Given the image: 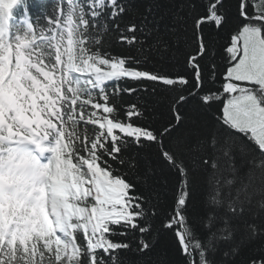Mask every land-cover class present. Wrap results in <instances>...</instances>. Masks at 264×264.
<instances>
[{
	"label": "snow or ice",
	"instance_id": "6c2138e0",
	"mask_svg": "<svg viewBox=\"0 0 264 264\" xmlns=\"http://www.w3.org/2000/svg\"><path fill=\"white\" fill-rule=\"evenodd\" d=\"M169 4L0 0V264H264V0Z\"/></svg>",
	"mask_w": 264,
	"mask_h": 264
},
{
	"label": "trees",
	"instance_id": "16d2710c",
	"mask_svg": "<svg viewBox=\"0 0 264 264\" xmlns=\"http://www.w3.org/2000/svg\"><path fill=\"white\" fill-rule=\"evenodd\" d=\"M160 7L159 9L156 11V18L159 20V29H160V34L164 35L165 34V29L167 26L170 25L171 20H170V16L167 14L168 9L170 7L169 4V0H158ZM35 11V9H34ZM166 38H168L166 36ZM110 39V37H109ZM223 41H221L222 43ZM110 51L113 54H121V55H127L129 53V49L127 47H122L120 45H113L110 49ZM217 62L219 63V58H217ZM149 68H152V70H155L157 67H159V65H148ZM176 69H173V71H175ZM130 82L125 83V82H121V87H126L128 86ZM139 94H135L132 96H129L127 94H124L122 96L119 97V100L123 103V104H131V103H135L137 102V96ZM121 115H123V113H121ZM137 123H143V121H136ZM91 127V126H90ZM148 159L152 160L153 166H155V160L152 158L151 154H148ZM146 166V161L142 160L141 161V170L143 171L144 167ZM154 180L159 181V184L162 186L163 182L167 179V180H171V177H169L167 175V173L164 172H159L157 173V175L155 177H153ZM119 238V237H117ZM154 253L159 254L160 256H164L167 255L169 258L174 259V253H173V249H172V245H171V239L170 236L168 234H161L158 242L156 244L155 249L153 250ZM134 259V257H132ZM155 258V257H154Z\"/></svg>",
	"mask_w": 264,
	"mask_h": 264
}]
</instances>
